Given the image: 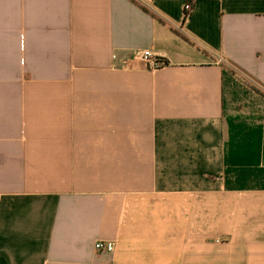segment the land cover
<instances>
[{
	"label": "crops",
	"instance_id": "obj_1",
	"mask_svg": "<svg viewBox=\"0 0 264 264\" xmlns=\"http://www.w3.org/2000/svg\"><path fill=\"white\" fill-rule=\"evenodd\" d=\"M262 90L264 0H0V264H264Z\"/></svg>",
	"mask_w": 264,
	"mask_h": 264
},
{
	"label": "built area",
	"instance_id": "obj_2",
	"mask_svg": "<svg viewBox=\"0 0 264 264\" xmlns=\"http://www.w3.org/2000/svg\"><path fill=\"white\" fill-rule=\"evenodd\" d=\"M185 11V20H187L193 12V8L190 5V3H187L184 7ZM180 31H182L180 29ZM140 59L147 65L149 70L155 71L160 69L161 67L165 66L164 63H162L156 56H154L150 51H143L139 54ZM219 63H223V60L221 59ZM108 249L110 251L114 250V245L113 244H103V243H98L96 245V249L98 251H101L103 249Z\"/></svg>",
	"mask_w": 264,
	"mask_h": 264
},
{
	"label": "trees",
	"instance_id": "obj_3",
	"mask_svg": "<svg viewBox=\"0 0 264 264\" xmlns=\"http://www.w3.org/2000/svg\"><path fill=\"white\" fill-rule=\"evenodd\" d=\"M143 10H144L145 12H149V10L146 9V8H143ZM164 64H165V65H168V62H164Z\"/></svg>",
	"mask_w": 264,
	"mask_h": 264
},
{
	"label": "rangeland",
	"instance_id": "obj_4",
	"mask_svg": "<svg viewBox=\"0 0 264 264\" xmlns=\"http://www.w3.org/2000/svg\"><path fill=\"white\" fill-rule=\"evenodd\" d=\"M264 92V90H262Z\"/></svg>",
	"mask_w": 264,
	"mask_h": 264
}]
</instances>
